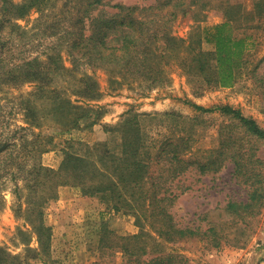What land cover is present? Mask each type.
I'll return each mask as SVG.
<instances>
[{"label": "rangeland", "instance_id": "rangeland-1", "mask_svg": "<svg viewBox=\"0 0 264 264\" xmlns=\"http://www.w3.org/2000/svg\"><path fill=\"white\" fill-rule=\"evenodd\" d=\"M259 1L104 0L98 11L111 13L110 6L121 4L135 7L133 16L153 20L147 36L154 41L149 47L154 81L70 54L71 36L58 40V35L66 33L84 0H52L20 18L0 8V264H136L143 251V259L174 251L188 264H264V206L245 222L225 212L227 202L247 199L230 162L216 174L189 169L171 188L177 196L169 205L175 223L201 231L213 225L218 247L211 235L174 244L160 237L141 214L149 201L139 196L148 183L137 201L125 195L132 206L73 183L74 176L88 183L110 173L121 142L137 132L145 155L155 157L166 140L185 138L184 157L205 160L230 122L223 106L264 129V0ZM227 13L233 14L234 33L249 36L253 44L236 82L220 87L190 70L199 50L192 35L198 31L200 49L212 51L202 31ZM84 82H90L93 95L80 94ZM56 94L77 108L97 109L101 117L90 127L57 122L51 115ZM256 146L264 172V140ZM67 156L82 158L85 166L61 171ZM158 168L154 164L150 173ZM41 223L48 230L39 231Z\"/></svg>", "mask_w": 264, "mask_h": 264}, {"label": "trees", "instance_id": "trees-1", "mask_svg": "<svg viewBox=\"0 0 264 264\" xmlns=\"http://www.w3.org/2000/svg\"><path fill=\"white\" fill-rule=\"evenodd\" d=\"M261 1L257 4L259 5ZM48 2L52 0H24L19 4H13L10 0H0V8L8 10L11 17L20 18L24 17L31 8L40 9ZM102 6H106L104 0H84L80 10L71 18L68 30L63 35L59 34L58 40L65 35L71 36L68 48L75 58H82L92 64H109L116 70L120 67L125 70H134L145 79L154 81L149 68L152 54L149 47L154 44V41L147 36L148 24L153 20H141L133 16L135 7L115 4L110 6L115 10L110 13L102 9L98 11ZM230 13H227L221 23L204 28L202 31L205 34V41L212 44V51L204 52L202 48L200 49L198 31L192 35L195 37V43L193 42L192 45L197 44L199 50L190 59L192 65L190 70L202 76L206 82H212L220 87H230L236 82L239 73L247 64L245 55L253 44L249 41V36L234 33V18ZM257 14L259 16L261 12ZM165 40L168 42L171 39L165 37ZM35 61L37 60L34 59L32 62ZM52 63L56 64L54 57ZM84 84L85 90L80 94L93 95L94 90L90 89V82H84ZM52 103L51 115L54 119L72 128L90 127L101 117L97 109L77 108L59 94H56ZM220 109L224 115L229 116L230 122L223 127L227 130L226 133H220L218 149L205 160L184 157L183 151L188 150V139L185 138L166 140L156 152L155 157L151 154L145 155L144 146L137 132L135 138H126L121 142L120 154L113 155L111 158L110 173L101 172L97 180H91L88 183L78 181V176H74L73 183L84 185L88 194L110 196L120 203L126 202V194L137 201V194L141 193L148 183L150 185L145 195L141 193L139 196L146 197L149 201L148 206L141 210V214L150 218V226L160 237L174 244L194 237L202 239L206 235H211L214 246L218 247L220 239H216L218 234L213 225L204 231L198 228H181L173 220L169 205L177 197L171 191L173 182L189 169L200 175L216 174L227 162H230L233 165V177L246 187L247 199L227 202L226 214L233 220L245 222L246 218L254 217L264 206V172L261 168L262 163L254 155L257 143L264 140V129L254 119L243 116L240 111L232 107L223 106ZM231 128H235L236 132L230 130ZM154 164L156 168L159 167V170L156 169L150 173ZM77 165L85 166L84 160L67 156L60 170L67 171L71 166ZM38 170L54 174L50 169L39 167ZM116 203L115 206H117ZM46 230L48 228L41 223L39 231ZM142 253L138 254L136 264H188V258L174 251L146 259L141 256Z\"/></svg>", "mask_w": 264, "mask_h": 264}]
</instances>
